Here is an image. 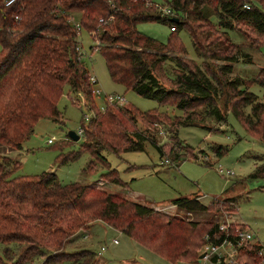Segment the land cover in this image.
<instances>
[{
	"label": "trees",
	"instance_id": "trees-1",
	"mask_svg": "<svg viewBox=\"0 0 264 264\" xmlns=\"http://www.w3.org/2000/svg\"><path fill=\"white\" fill-rule=\"evenodd\" d=\"M6 2L0 0V243L25 246L15 262L26 264L46 254L48 262H58L64 256L62 261L67 264H93L92 251L68 254L63 250L75 234L96 221L171 262L196 259L207 240L220 244L226 237L233 238L236 227L229 224L226 231H221L220 225L228 223L217 220L215 211L216 219L194 220L106 192L97 186L100 181L61 184L55 172L15 176L21 162L11 153L22 148L40 119L63 120L58 102L67 84L72 100L73 95L84 96L92 117L83 126L81 150L62 156L60 162L74 161L86 150L91 154L86 171L101 162L108 169L101 178L116 184L124 182L104 152L120 156L144 151L149 141L161 156L167 154V148L175 162L184 160L188 153L190 159L199 160L195 152L189 151L191 145L178 139L179 127L198 125L197 107L205 108V113L219 123L225 122L231 111L248 135L264 145V101H259L247 85L250 80L264 89V68L251 79L226 78L240 56L252 63L250 55H243L241 46L232 40L230 31L244 35L251 46L264 45V0H167L175 16L161 15L146 0H15L9 6ZM75 13H80L78 29L71 21L76 22ZM146 21L169 23L174 30L168 41L162 43L141 32L137 25ZM82 29L94 39L115 83L145 98L174 105L186 117L142 111L128 103L107 104L104 111L99 110L91 74L80 52ZM183 29L189 31L204 66L186 56L178 34ZM168 53H174L171 60L178 67L169 87L161 80L163 64L170 60ZM210 61L223 62L216 66L217 74L209 72ZM224 89L235 96L227 99L226 112L217 104ZM248 106L251 110L245 113ZM138 123L156 131L160 125L167 126L172 132L171 141L160 145L153 132L139 131ZM227 151L222 145L214 147L217 156ZM256 163L249 179L264 177V157ZM226 202L204 204L195 195L179 196L172 205L191 216L217 205L222 206L216 209L221 212L228 208ZM261 248L258 243L243 245L237 255L239 264H258Z\"/></svg>",
	"mask_w": 264,
	"mask_h": 264
},
{
	"label": "rangeland",
	"instance_id": "rangeland-1",
	"mask_svg": "<svg viewBox=\"0 0 264 264\" xmlns=\"http://www.w3.org/2000/svg\"><path fill=\"white\" fill-rule=\"evenodd\" d=\"M156 1L162 5L167 3V0ZM79 19L80 13H75L74 20L79 22ZM137 28L162 43H166L171 34L170 24L158 21L141 22ZM178 34L186 49V56L202 66L204 60L196 54L189 31L183 29ZM229 34L232 40L241 46L243 55L245 53L250 55L252 63L246 62L247 58L240 56L239 61L232 65V73L226 75V78L233 79L236 76L246 80L253 78L261 68H264V45L259 48L251 46L250 41L238 31H230ZM79 38L84 64L90 74L96 75L99 80V85L95 88H101L104 93L122 94L128 104L142 111L158 110L171 116H181V119L186 117V113L174 105L145 98L115 83L90 33L82 29ZM173 54L168 53L170 60L163 64L161 71L163 76L161 80L168 87L178 72L176 62L171 60ZM222 64V61H210L209 72L216 71L217 74L216 66ZM247 85L248 89L258 96L259 101H264V89L259 83H250L248 80ZM223 91L219 95L217 104L226 112L227 99L235 96L227 89ZM69 92L70 86L67 84L58 102L63 120L40 119L30 137L23 142L22 148L11 153L14 159L21 162L20 168L14 173L15 176L55 172L61 184L72 182L92 184L100 181L103 185L97 186H101L106 192L148 205L163 213L194 220L216 219L214 217L216 212L217 220L221 218L227 221L228 224L236 227V230H249L254 236L252 243L264 247V177L248 178L256 168V159L264 157V145L248 135L231 111L227 113V120L219 123L213 116L205 113V108L197 107L195 116L199 118L198 125L179 127L178 139L191 145L192 149L189 151L195 152L199 160L190 159L191 155L188 153L184 155V160L175 162L167 148L165 150L167 154L161 156L158 149L149 141L145 142L144 151L124 152L120 156L104 152L103 155L108 159L111 167L119 171V177L124 182V184H116L101 178V175L108 170L101 162L95 163L91 171H86L91 160V154L86 150H82L79 158L74 161L60 162L62 156L81 150L84 130L81 135L79 131L89 123L85 120V115H92L85 105L84 96L73 95V102ZM94 98L99 110H102V106L105 105L104 95H94ZM250 110V106L246 107L245 113H249ZM137 128L141 132H146L147 129L141 123L137 124ZM147 130L154 133L160 145L172 139V132L165 125H160L157 131ZM70 131L78 133L80 139L70 141L68 136ZM215 145H222L228 148V151L222 156H217L214 152ZM228 171L232 175L227 174ZM195 195H199L204 204L213 200L221 202L227 200L228 208L217 212L216 209L222 207L217 205L211 211L198 212L190 216L172 206V201L179 196ZM232 203L235 205L233 206ZM114 240L117 242L114 243ZM24 247L14 243H0V264H17L15 261ZM83 249L95 254L93 264H200L198 258L201 253L200 250L199 256L189 262L181 260L171 262L102 221L93 222L88 229L75 234L63 251L71 254ZM45 256L46 254L38 256L26 264H67L62 261L64 256H61L58 262H55V259H50L53 262H48L45 260L48 256ZM237 261L240 263L239 259Z\"/></svg>",
	"mask_w": 264,
	"mask_h": 264
},
{
	"label": "built area",
	"instance_id": "built-area-1",
	"mask_svg": "<svg viewBox=\"0 0 264 264\" xmlns=\"http://www.w3.org/2000/svg\"><path fill=\"white\" fill-rule=\"evenodd\" d=\"M149 6H154L163 16H175V13L171 10V8L166 4L162 5L158 3L156 0H146ZM15 2V0H7L6 5H12ZM246 8H249V5H245ZM16 19H19L16 17ZM71 21L76 24V28H79V23L74 22L72 19ZM171 30H174V28H171ZM90 83L93 86V93L94 95H104L105 105L102 106V110L104 111L106 109L107 104H114L118 106H124L127 104V101L122 94H112V93H104V91L101 88H95L99 85V80L96 75L90 76ZM92 115H85V120L89 122L91 120ZM83 133V129H80L79 134L81 135ZM51 142V140L49 141ZM168 162V160H166ZM229 175H232L229 171ZM229 224H222L220 225L221 231H226ZM253 233L249 230L243 231L242 229L236 230V233L234 234L233 238L226 237L220 244H215L211 241H206L204 244L201 255L199 257L200 264H239L237 261L239 249L245 245L246 243H252L253 242ZM117 241L114 240V243ZM102 250H104V247H102ZM258 255L260 257V261L258 264H264V247L260 250H258Z\"/></svg>",
	"mask_w": 264,
	"mask_h": 264
},
{
	"label": "water",
	"instance_id": "water-1",
	"mask_svg": "<svg viewBox=\"0 0 264 264\" xmlns=\"http://www.w3.org/2000/svg\"><path fill=\"white\" fill-rule=\"evenodd\" d=\"M172 20H177V18H172ZM68 136L74 141H78L80 139V135L74 131H70Z\"/></svg>",
	"mask_w": 264,
	"mask_h": 264
},
{
	"label": "crops",
	"instance_id": "crops-1",
	"mask_svg": "<svg viewBox=\"0 0 264 264\" xmlns=\"http://www.w3.org/2000/svg\"><path fill=\"white\" fill-rule=\"evenodd\" d=\"M100 184L103 185L102 182H100ZM199 197H200V196H199ZM172 206H173V205H172ZM174 207H175V206H174ZM107 226H108V225H107ZM109 227H110V226H109ZM119 232H120V231H119ZM113 242H114V241H113Z\"/></svg>",
	"mask_w": 264,
	"mask_h": 264
}]
</instances>
